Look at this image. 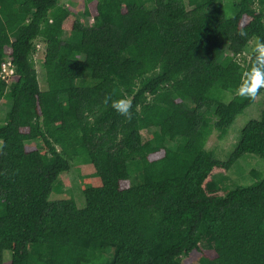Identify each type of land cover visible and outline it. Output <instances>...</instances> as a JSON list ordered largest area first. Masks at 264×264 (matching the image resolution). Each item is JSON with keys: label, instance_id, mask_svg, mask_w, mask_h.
Segmentation results:
<instances>
[{"label": "trees", "instance_id": "obj_1", "mask_svg": "<svg viewBox=\"0 0 264 264\" xmlns=\"http://www.w3.org/2000/svg\"><path fill=\"white\" fill-rule=\"evenodd\" d=\"M61 1L0 0V74L14 65L0 76V264H264V174L227 184L244 155L264 158V111L226 161L206 148L264 93L237 91L264 0H85L91 25ZM75 166L92 171L83 208L50 199Z\"/></svg>", "mask_w": 264, "mask_h": 264}, {"label": "rangeland", "instance_id": "obj_2", "mask_svg": "<svg viewBox=\"0 0 264 264\" xmlns=\"http://www.w3.org/2000/svg\"><path fill=\"white\" fill-rule=\"evenodd\" d=\"M187 8L191 9L189 6V0H184ZM238 0H236L237 2ZM62 5H65L66 7H72L78 12V17L81 21L88 24H93L92 18H86L83 16V12L85 9V0H62ZM233 4V1H232ZM228 15H231V9H228L227 11ZM257 41L253 40L250 42V45L248 46L245 53L242 54V56L238 57V61L242 63L243 65H246L247 62L250 60L252 55L256 52ZM37 52L34 55V62L35 66L38 72L39 76V82L40 87L42 91L48 90V82L46 77V71L43 68V62H44V53L46 49L45 43L38 39L35 42ZM224 51L226 53H230L228 51V46L224 47ZM226 96L225 100L226 102L231 101L232 95L230 93ZM11 108V100L8 98H5L2 100L0 104V122L5 119L6 114ZM264 111V93H262L256 100L255 104L248 108L244 114L240 115L234 126L231 128L228 136L224 140H219L217 133H215L209 140L206 148L212 152H214L218 160L226 161L229 155L232 154L234 151L237 142L239 141L241 132L243 128L246 126V124L253 120V119H260L261 115ZM2 124V123H1ZM143 136L145 139L149 136L148 132H143ZM41 142H35L30 147H39ZM91 169L94 171L93 167L90 165ZM252 170H257L258 172L264 174V158L254 155V154H246L244 155L229 171L230 180L227 182L230 187H236V186H250L255 182V177L251 175ZM82 173L80 170L75 166L73 167L72 171L69 173H66L61 176V182L63 183V193L59 196L58 194H52L51 198L52 200H58L60 198H74L76 200V203L79 207L83 208L85 207V197L82 191V177L84 175H89L92 171L86 170V166L82 167ZM85 187H87L86 182L84 181ZM88 184L91 186H97L100 185V182L95 180V178H91V180H88ZM84 187V188H85ZM196 260V256H190L188 258H183V261L185 264H191L194 263Z\"/></svg>", "mask_w": 264, "mask_h": 264}, {"label": "clouds", "instance_id": "obj_3", "mask_svg": "<svg viewBox=\"0 0 264 264\" xmlns=\"http://www.w3.org/2000/svg\"><path fill=\"white\" fill-rule=\"evenodd\" d=\"M255 63L238 88L241 97L255 98L260 89L264 88V39L257 38ZM113 109L120 115H131V101L121 98L112 102Z\"/></svg>", "mask_w": 264, "mask_h": 264}, {"label": "built area", "instance_id": "obj_4", "mask_svg": "<svg viewBox=\"0 0 264 264\" xmlns=\"http://www.w3.org/2000/svg\"><path fill=\"white\" fill-rule=\"evenodd\" d=\"M13 75H14V65L10 60H7V63L4 65L3 71L1 72L0 76L2 79L10 83Z\"/></svg>", "mask_w": 264, "mask_h": 264}]
</instances>
